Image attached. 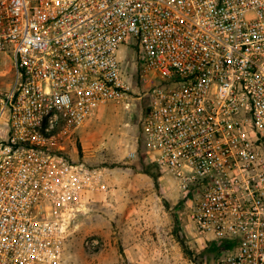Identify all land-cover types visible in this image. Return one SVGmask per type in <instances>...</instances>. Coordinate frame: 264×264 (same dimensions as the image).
<instances>
[{"label":"built area","instance_id":"1","mask_svg":"<svg viewBox=\"0 0 264 264\" xmlns=\"http://www.w3.org/2000/svg\"><path fill=\"white\" fill-rule=\"evenodd\" d=\"M122 46L139 48L145 147L190 200L185 226L225 241L215 264H264V0H0V264H63L106 189L71 151L131 91Z\"/></svg>","mask_w":264,"mask_h":264},{"label":"rangeland","instance_id":"2","mask_svg":"<svg viewBox=\"0 0 264 264\" xmlns=\"http://www.w3.org/2000/svg\"><path fill=\"white\" fill-rule=\"evenodd\" d=\"M120 58L131 91L101 105L71 151L73 160L102 171L106 189L87 193L63 264H215L228 251L225 241L196 237L185 226L180 210L190 200L147 153L142 122L150 84L141 76L139 48L122 46Z\"/></svg>","mask_w":264,"mask_h":264}]
</instances>
